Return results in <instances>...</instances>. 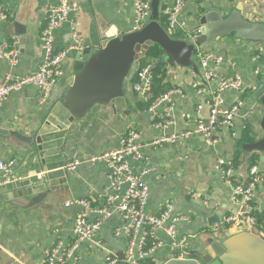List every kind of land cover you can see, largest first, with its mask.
<instances>
[{
    "label": "crops",
    "instance_id": "0c3cea01",
    "mask_svg": "<svg viewBox=\"0 0 264 264\" xmlns=\"http://www.w3.org/2000/svg\"><path fill=\"white\" fill-rule=\"evenodd\" d=\"M78 10L70 15L69 22L55 33L57 51L69 49L73 44L72 25L82 39L84 50L101 43L107 35H125L133 32V0H71ZM58 0H0V44L13 45L19 51V62L15 66L0 58V84L7 74L27 77L35 73L44 60L39 36L46 24L48 9ZM152 2V1H151ZM174 0H162L160 11L172 6ZM241 9L243 19L252 23H264V0H187L178 17L187 23L183 34L194 35L201 29L199 17L215 11L224 18L235 8ZM82 50V51H84ZM79 50H69L63 62L64 75L43 101L41 91L28 86L12 93L0 108V162H14L13 182L35 177L31 169L32 149L18 136L28 139L46 123L49 112L69 89V78L73 75ZM213 55L208 69L214 79L207 81L205 69L196 57L199 73L191 69L177 67L172 71L168 66L167 83L180 93L172 96L171 120L169 128H157L162 121L167 104L155 111L144 109V99L133 89V78L127 84V101L122 110L113 105L95 107L83 120L75 121L63 136L58 158L67 157L62 163L79 162L75 170L66 173V180L44 193L28 196L14 190L0 191V264H44L45 252L59 242L69 248L73 242V228L76 217L83 208L77 202L88 200L93 205L103 206L99 197L108 184V169L105 163H92L91 159L121 147L127 131L141 134L143 161L129 160L132 171L140 175L147 171L143 180L149 188L146 210L158 214L167 202L175 208V215L187 216L188 222L178 224L179 239H186L183 253L195 259L192 252L217 254L221 242L230 237V230L223 227L224 218L237 210L233 201L232 186L227 183L219 169V159L233 162L239 158L235 168V179H248L253 153L243 151L240 144L242 134L250 126L259 140L264 136L257 119L264 116L258 91L264 87V43L242 41L230 35L218 39L203 51ZM221 59L220 63H216ZM138 70L135 65L133 75ZM132 75V77H133ZM240 76L242 92H223L222 108L232 107L240 98L243 106L234 119V127L215 130L217 143H207L197 135L185 143L175 146L153 147V140L174 133L193 130L200 120L210 114L211 95L218 89L220 81ZM205 89V93L199 90ZM146 103V102H145ZM247 144V143H246ZM242 152V153H241ZM257 165L264 168V154H259ZM6 176L0 170V184L6 183ZM41 176H39V179ZM9 181V182H11ZM8 184V183H6ZM6 198V199H5ZM6 200V201H5ZM253 205L264 212V187L255 192ZM213 223V225H212ZM125 220L118 212L105 219L101 230L89 241L83 242L70 260V264H106L112 255L117 260L125 257L129 238L123 232ZM264 236V229L262 231ZM163 242L154 254L155 264H168L179 251L171 245L164 231L156 233ZM122 264V263H119Z\"/></svg>",
    "mask_w": 264,
    "mask_h": 264
},
{
    "label": "built area",
    "instance_id": "2783aa9c",
    "mask_svg": "<svg viewBox=\"0 0 264 264\" xmlns=\"http://www.w3.org/2000/svg\"><path fill=\"white\" fill-rule=\"evenodd\" d=\"M152 0H133L134 3V27L133 31L141 30L150 20ZM187 0H174L172 6L164 7L161 11L166 17L169 27V34L176 32H185L187 23L178 20L183 11ZM78 10V6L71 0H58L56 5L51 6L47 11L46 24L42 28L39 40L44 53V60L38 70L27 77H20L9 73L0 84V108L7 98L15 92H19L28 86L37 87L42 94L43 101H46L53 89L64 75L63 62L66 59L69 50H84L81 37L75 31L74 23L72 25V36L74 44L66 50L57 51L55 47V31L62 25L69 22L70 15ZM0 16L4 18L0 10ZM197 30L194 35H188L190 40H195L200 35ZM16 42L13 45L8 43L0 44V58L7 60L11 66L19 62V51L16 49ZM196 57L201 59V67L205 69L207 81L214 79V74L207 70L209 62L213 55L199 51ZM217 59L216 63H220ZM264 70V64L262 65ZM136 82L133 84L134 91L140 95L145 102L152 98L150 92L152 76V65L149 64L141 68L137 73ZM234 90L242 92V80L240 76L226 78L220 81L218 89L211 95L210 114L206 120H200L193 130H188L171 135H165L152 141L153 147L175 146L185 143L194 136H203L207 143L214 145L217 140L214 139L215 130L223 127H234V119L243 106V100L240 98L232 107L222 108L223 92ZM205 93V89L199 90ZM180 93L173 89L167 94L157 98L149 108L153 117L157 116L155 111L161 105L167 104L165 115L162 121L155 123L157 128H169L173 121L171 120L172 96ZM141 134L135 130H129L122 139L121 147L115 151L95 156L91 159L92 163L103 162L108 169V184L100 195L103 200V206L93 205L88 200H81L77 204L81 205L83 210L76 217L73 228V242L69 248H65L61 242L57 246L48 249L45 252L44 264H70V260L79 246L93 239L101 230L102 224L112 212H118L126 222L124 229L116 230V235L122 232L129 238L125 257L117 260L110 255L107 257L106 264H142L146 259H151L154 263V253L162 248L163 242L158 239L156 233L164 231L171 240L172 247L179 251L172 258V261L193 260L185 256L183 248L186 239L177 237V226L181 222H188L187 216L175 215L173 203L167 202L158 214H151L146 210L149 188L143 180L147 171L140 175L135 174L129 164V160L143 161L142 154L143 143ZM80 165L79 162H73L67 165V170H75ZM14 162H0V170L7 177L6 182L14 180L13 176ZM218 169L223 179L229 183L232 188L233 201L237 210L224 218L223 227L234 228L241 231L254 232L257 235H263L258 229V223L253 214L256 208L253 205L255 192L259 186L264 187V168L261 169L255 165L249 169V177L245 181L235 179V167L233 162H226L219 159Z\"/></svg>",
    "mask_w": 264,
    "mask_h": 264
},
{
    "label": "water",
    "instance_id": "95a60500",
    "mask_svg": "<svg viewBox=\"0 0 264 264\" xmlns=\"http://www.w3.org/2000/svg\"><path fill=\"white\" fill-rule=\"evenodd\" d=\"M161 4L162 0H152L150 20L141 30L119 36L107 35L101 43L77 55L69 89L51 107L45 125L31 138L16 135L33 148L31 169L36 176L27 181L0 184V191L17 190L33 196L53 190L56 179L63 184L68 170L67 164L62 162L68 159L66 156L63 159L57 157L63 136L75 121L86 118L97 106L113 105L122 110L127 105V84L132 79L135 65L154 46L163 50L161 62L172 71L182 67L198 74L197 52L211 47L220 38L233 35L242 41L264 43V23L246 21L239 7L226 18L215 11L199 17L201 31L194 41L173 39L161 26ZM258 96L264 108V87L258 91ZM257 122L264 132V116ZM242 149L249 154H264V136L255 143L243 145ZM221 245L215 256L192 252L195 259L168 264H264L263 235L231 229L230 237Z\"/></svg>",
    "mask_w": 264,
    "mask_h": 264
},
{
    "label": "trees",
    "instance_id": "16d2710c",
    "mask_svg": "<svg viewBox=\"0 0 264 264\" xmlns=\"http://www.w3.org/2000/svg\"><path fill=\"white\" fill-rule=\"evenodd\" d=\"M160 23H161V26L163 27V29L165 31L169 32V27L167 24L166 17L163 16L162 13H160ZM170 35L173 39L184 40L182 33L176 32V33H172ZM163 57H164L163 50L158 46H154L153 48L150 49L149 53L144 58L140 59L138 62L137 72L141 68H143L149 64L152 65L153 80H152L151 88H150L152 98L148 102L142 103L143 104L142 107L144 109H149L151 107V105L154 104V102L157 98H159L160 96H163L164 94H167L168 92H170L171 90H173L175 88L166 82V80L169 76V70H168V65L166 63L161 62V59H163ZM136 73L132 77L133 78V84L136 82V79H137ZM256 141H257V138L253 135L251 127L250 126L246 127V129L244 130V132L242 134L240 144L241 145L246 144V143L251 144V143H255ZM253 154L254 155L252 157L250 168L257 165V162H258V157H259L258 153H253ZM238 162H239V158H235V160L233 161L235 168H236V165L238 164ZM253 214L255 215V217L257 219L259 231H263V229H264V212L260 213L258 211H255ZM142 264H155V263L151 259H146L142 262Z\"/></svg>",
    "mask_w": 264,
    "mask_h": 264
}]
</instances>
